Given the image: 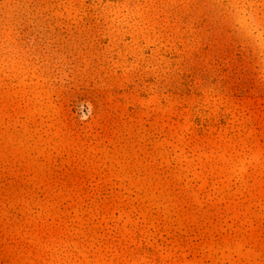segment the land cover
I'll return each mask as SVG.
<instances>
[{
  "label": "rangeland",
  "instance_id": "374dc122",
  "mask_svg": "<svg viewBox=\"0 0 264 264\" xmlns=\"http://www.w3.org/2000/svg\"><path fill=\"white\" fill-rule=\"evenodd\" d=\"M0 264H264V0H0Z\"/></svg>",
  "mask_w": 264,
  "mask_h": 264
}]
</instances>
